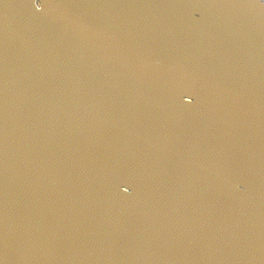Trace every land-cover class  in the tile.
I'll return each instance as SVG.
<instances>
[{
  "label": "water",
  "instance_id": "water-1",
  "mask_svg": "<svg viewBox=\"0 0 264 264\" xmlns=\"http://www.w3.org/2000/svg\"><path fill=\"white\" fill-rule=\"evenodd\" d=\"M0 264H264V0H0Z\"/></svg>",
  "mask_w": 264,
  "mask_h": 264
}]
</instances>
